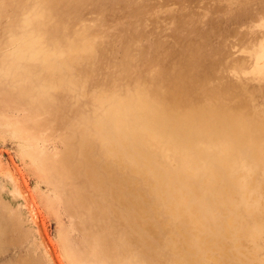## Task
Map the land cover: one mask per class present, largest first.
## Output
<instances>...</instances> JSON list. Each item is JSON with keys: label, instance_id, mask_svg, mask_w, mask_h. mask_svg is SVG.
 <instances>
[{"label": "rangeland", "instance_id": "1", "mask_svg": "<svg viewBox=\"0 0 264 264\" xmlns=\"http://www.w3.org/2000/svg\"><path fill=\"white\" fill-rule=\"evenodd\" d=\"M118 131L149 228L78 168ZM68 261L264 264V0H0V264Z\"/></svg>", "mask_w": 264, "mask_h": 264}, {"label": "bare ground", "instance_id": "2", "mask_svg": "<svg viewBox=\"0 0 264 264\" xmlns=\"http://www.w3.org/2000/svg\"><path fill=\"white\" fill-rule=\"evenodd\" d=\"M112 117L102 120V122H107V127H113V125L115 126L118 124V122H121L120 118L115 117V114H112ZM97 120L99 121L100 118ZM97 130L100 131V124L97 126ZM113 138L116 139L112 146H107L108 148H106L112 152L111 155L114 157L112 161H109L105 157V151L99 152V156L94 158L93 149H96V142L91 138L83 139L82 148L86 153V158L83 163L80 165L78 164V168L83 170L82 172L86 178H88L87 181L90 183V185L104 188V191H107L112 198L116 199L122 205H125L128 208H132V210H130L125 217L131 228H145L146 224L145 221L142 220L143 218L140 213L144 211H151V209L154 210V206H150L148 204L147 195L141 193L131 177L125 173L124 169L127 167V164L122 161V156L124 153L129 154L130 151H134V142L130 139V137H127L126 139V137H124V135L119 131ZM133 159L134 156L130 158V160ZM132 166H129L128 168L132 172H135L134 165ZM171 187L174 190H177L176 186ZM81 195L82 193L79 194V196ZM203 206L206 207L205 202ZM100 212L103 217L107 215L106 208L102 207ZM146 228H149V226H146ZM139 238L140 239H137V241H141L144 251L147 253L149 245L147 244L145 237L142 236ZM108 255L109 256L106 257L110 258L111 260L115 258V255Z\"/></svg>", "mask_w": 264, "mask_h": 264}, {"label": "crops", "instance_id": "3", "mask_svg": "<svg viewBox=\"0 0 264 264\" xmlns=\"http://www.w3.org/2000/svg\"><path fill=\"white\" fill-rule=\"evenodd\" d=\"M22 261H24V260H22ZM86 262H88V264H90L89 262H91V261H76V263L74 261H68V264H82V263H86ZM93 262L98 263V264H103L102 261H93ZM105 263H107V262H105Z\"/></svg>", "mask_w": 264, "mask_h": 264}]
</instances>
